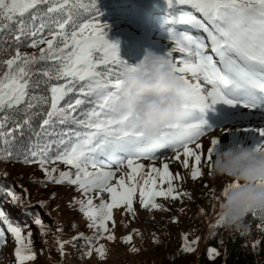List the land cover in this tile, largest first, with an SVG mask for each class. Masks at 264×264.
Returning a JSON list of instances; mask_svg holds the SVG:
<instances>
[{"label": "snow or ice", "instance_id": "1", "mask_svg": "<svg viewBox=\"0 0 264 264\" xmlns=\"http://www.w3.org/2000/svg\"><path fill=\"white\" fill-rule=\"evenodd\" d=\"M167 4L172 12L164 23L170 25L168 39L172 47L161 58L174 66L173 71L179 73L187 85V90L178 94L184 115L180 121L169 125L158 140H147L142 131L131 124V112L122 106L119 96L123 76L137 71L140 65L132 66L121 60L118 45L105 38L108 25L99 22L96 0H0V41L13 31L15 24L17 45L22 37H28L26 47L36 50L27 53L21 52L19 47L0 49L10 57L0 60V69H3L0 71V160L39 165L46 178L40 183L75 186L84 199L73 203L79 205V211L89 221L88 227L95 230L97 238L109 232L107 222L113 220L114 208L126 206V211L135 216L133 200L137 187L139 203L144 209L163 210L162 205L156 203L158 197L191 198L189 193L177 191L173 179L183 177L179 173L174 177L167 162L162 168L155 166L160 155L172 152V159L181 162L184 169H189L192 158L190 175L197 180L202 176V164L210 162L223 146L221 137H232V145L245 144L247 139L255 151L264 149V127L244 126L243 120L235 119L242 115L241 109L264 113V0H167ZM181 28H191L201 35L194 36L179 30ZM177 52L180 56L174 57ZM40 62L53 63L54 74L47 70L43 74L49 81L58 83L49 84L50 96L29 97L32 69ZM69 93L76 94L74 102L65 101ZM33 101L47 105L48 111L44 113L40 132L35 133L36 139L27 148L14 151L15 133L23 134L16 113L24 114L23 123L30 124L31 117L27 113L36 106ZM62 101L65 103L61 104ZM85 104L89 107L84 108ZM217 105L230 111L222 113L223 123L214 127L205 116ZM9 123L12 128H8ZM57 124L75 128L67 127L54 133ZM216 129L222 135L213 137L204 152L201 138ZM53 134L59 138L46 139ZM53 145L55 156L51 155ZM144 160L152 162L146 173ZM57 162L70 166L69 170L48 167ZM125 168L130 172H125ZM117 172L121 173L119 178ZM141 174L142 185L136 181V176ZM157 178L161 184L167 183L166 190L158 188ZM222 191L226 195L227 187ZM105 193L110 202L105 200ZM3 194L14 206L25 210L33 207L12 187ZM52 196L55 197V193ZM94 199L101 202L97 205ZM39 206L47 207L44 201H40ZM258 217L261 221L258 228L264 231V218ZM33 222L42 234L50 231L44 228L38 214ZM0 223L6 225L7 232L14 237L17 264L34 261L32 233L29 231L27 237L23 236L21 226L14 225L2 207ZM215 226H221L219 220ZM77 239H84L87 246H92L91 239L83 233L72 238L73 246ZM107 239L112 241L115 237L108 235ZM183 239L182 251H194L192 245L197 241L189 243L187 235ZM131 240L129 235L124 242ZM5 243V231L0 229V246ZM55 243L63 256V242L56 239ZM96 251L101 257L105 255L103 245ZM87 254L90 256L91 251ZM218 255L215 248L209 250L210 258Z\"/></svg>", "mask_w": 264, "mask_h": 264}, {"label": "rangeland", "instance_id": "2", "mask_svg": "<svg viewBox=\"0 0 264 264\" xmlns=\"http://www.w3.org/2000/svg\"><path fill=\"white\" fill-rule=\"evenodd\" d=\"M143 1L149 9V14L154 6L165 7L168 11L171 10L172 12V9H170L167 4V0ZM167 17L168 16L160 18L158 20L159 22L156 24H143L142 21H138L135 23V28L120 27L114 32L106 34L105 38L110 43L117 44L119 50L121 47L127 46L130 49L129 52L138 51L132 52L138 59L137 63L141 61L146 50L164 56L168 48L172 47L168 39V28L170 25L164 23ZM179 30L188 31L194 36L201 35V33H197L191 28H181ZM173 55L174 57H179L180 53L177 52ZM189 79H191V77H189ZM193 83H195V81H193ZM200 83L202 85L204 84L202 80ZM227 111L230 110L226 109L225 106L217 105L214 111L209 110L206 113L205 118L210 125L215 127L223 123L220 117L222 113ZM240 113L242 115H238L235 119L243 120L244 126L264 127V113L259 111L249 113L247 109H241ZM221 135L222 132L216 129L203 136L200 140L203 145V151H207L213 137ZM232 140V137H221L223 146L231 145ZM250 143V140L245 139V144ZM190 147L194 148V145H190ZM173 155L174 154L170 151L167 152L166 155H160V158L155 161V166L162 168V164L167 162L169 164V170L174 177L179 173L183 179H173V185L178 192L189 193L191 196L190 199L188 196H183L178 200H172L170 197L168 199L158 197L156 198V203L162 205L163 210L144 209L139 203V187H137V192L133 200L135 216L126 211V206L114 208L112 210L113 220L107 222L109 228L108 233H104L103 236L97 238L96 242L83 253L80 252V248L78 247L66 248L64 255L62 256L59 253L56 258H53L51 253L48 255L40 253L41 249L49 253L50 245H54V243L52 240L42 236L39 227L33 226L34 228L32 230L22 233L23 236L27 237L30 231L32 233L31 239H35V246L37 248L35 253L36 259L34 261H28L26 264H147L148 262L150 264H159L156 238L154 236L155 231L159 228L167 229L169 227L170 230L176 231L180 235H186L190 232L191 228L189 223L191 220L198 218L208 225L210 223V218H207L208 213L206 211V206H209L213 217L217 216L221 201L220 193L228 183L225 177H214L210 175L208 167L210 162L202 164V176L197 180H193L190 173L191 165L194 163V160L190 158L189 169H184L181 162L172 159ZM214 157L215 155L212 159H214ZM183 159L184 157L181 156V161ZM143 163L146 166L144 169L146 173L152 162L144 160ZM48 167H57L60 171H68L70 168V166H66L62 163L51 164L48 165ZM72 171L74 172L75 170L72 169ZM124 171L130 172V170L126 168ZM7 174L18 184L23 195L21 199L27 200L33 205V207L29 208H39L43 211L42 213H46L47 211L55 213L51 219L55 221L57 228L62 229V231L58 230L56 239H60L61 234L71 231H78L84 234L88 233V235H90L89 237L96 234L94 229L88 227L89 221L83 214L79 220L73 219L70 216L71 208L68 207L70 202L84 199V196L75 186L67 184L65 186L55 185L38 189L37 184L31 181L42 180L45 177L39 165H13L10 166ZM120 174L121 173L117 172V178H119ZM56 175H58V173H56ZM143 178V174L137 175L136 181L142 185ZM113 183H115V180ZM126 183H128L127 178ZM157 184L158 188L162 187L165 190L168 187L166 182L161 184L159 178H157ZM52 193H55V197L52 196ZM92 195L94 196L95 194ZM104 198L110 202L107 193L104 194ZM40 201L46 203V209H42L39 206ZM100 202L99 199H94L95 204L98 205ZM11 209L13 214H18L19 216L26 214L24 208L20 206H13ZM201 209H203V213H201ZM58 216L63 218L59 223L56 220ZM73 225H75V228H73ZM0 229L5 231L6 240L5 245L0 246V264H17L14 254L16 247L14 237L7 232L6 225L1 223ZM248 232L249 236L247 241H249L253 247L258 246L260 244V238L254 237L253 230L250 229ZM108 235H113L115 239L112 241L108 240ZM129 235H131L132 240L129 243H125V238ZM201 239L203 240V238ZM194 241L197 240L195 239ZM201 243L202 241L200 240V244ZM101 245H103L105 249V255L103 257L96 251V248H99ZM193 246L194 245H192V247ZM32 249L33 251L35 250L34 247H32ZM133 249H136V251H133ZM89 251H91L90 256L87 254ZM63 260L66 261L63 262Z\"/></svg>", "mask_w": 264, "mask_h": 264}, {"label": "trees", "instance_id": "3", "mask_svg": "<svg viewBox=\"0 0 264 264\" xmlns=\"http://www.w3.org/2000/svg\"><path fill=\"white\" fill-rule=\"evenodd\" d=\"M96 6L100 13L99 22L101 24H106L108 27L105 29L106 34L114 32L120 27H129L135 28V23L138 21H142L143 24L158 23L159 19L164 16H169L171 10L168 11L165 7L154 6L151 9V13L149 14V9L145 5L143 0H96ZM27 15V14H26ZM39 21H37V24ZM12 32H9L5 35L3 41H0V49H15L16 47L20 48L21 52L32 53L36 51L32 48L26 47V44L29 42L28 37H22V42L17 45L15 42V29L16 25H12ZM41 47H46V45H42ZM129 48L127 46L121 47L119 50V57L121 60L126 61L129 65L135 66L138 64L137 57L134 56L131 51L129 52ZM14 54V53H13ZM10 58L9 54L6 52L0 51V60ZM47 70L54 74L55 69L52 62H40L33 66V74L31 75L30 87L28 89L29 97H46L50 96V92L48 90L49 84L58 83L56 80L49 81L48 77H46L43 73ZM3 71V69H0ZM59 83H64V81H59ZM77 98L76 94L69 93L68 96L65 97V101H73ZM62 101L61 104L65 103ZM27 102V99H26ZM35 107H33L27 115L31 117L30 124L23 123L25 120V115L22 113H16V118L19 123L22 124V135L20 132L15 133V148L14 151L18 148H27L31 141L36 139L35 133L40 132V125L42 120L45 118L44 113L48 111L47 105H42L36 103ZM25 107L24 104L20 105V108L23 109ZM84 108H88L89 105L85 104ZM33 113H40L39 115H33ZM12 123L8 124V128H12ZM67 127L75 128V126H65L61 124H57L55 126L54 133H58L62 130H66ZM50 131H52L50 129ZM59 137L55 134L46 137L48 140L58 139ZM55 145H53V151L51 155L55 156ZM58 164H61L57 162ZM13 165H21V166H37V164L25 165L21 162H14L12 160H0V207L8 214L9 219L13 222L14 225H19L22 228V233L32 230L37 226L33 221L36 218L37 214L39 218L43 221V226L47 231V234H42L43 237L48 238L53 241L54 245H50V252L48 253L44 249L40 250V253L44 255L52 254L53 258H56L60 253L58 251V245L55 244V240L58 233L57 225L55 221L51 218L55 214L54 212H46L42 213L41 209L37 208H27L25 210V215L13 214L12 207L14 206L10 201V198L6 197L3 193L4 190L12 187L17 194L23 197L22 192L19 189L18 184L14 181L13 178L9 177L7 174L10 166ZM51 165V164H50ZM5 173L7 174L5 177ZM56 175V173L54 174ZM46 178L44 177L42 180L31 181L37 184L38 189H43L47 186H55L53 183H40L44 181ZM66 183L61 185L65 186ZM68 207L71 208L70 216L73 219L79 220L82 216V213L79 211V205L70 202ZM207 218H210L209 224L206 225L202 220L192 219L189 223L190 232L187 235L188 241L192 242L195 239L197 243L193 244L194 251L192 252H183L182 248L184 245L183 237L185 235H180L176 231L170 230L169 227L167 229L159 228L155 231L154 236L157 244L158 250V260L159 264H264V231L259 230L258 226L261 224V221L258 216L254 217L250 214L245 219V224L247 229H252L254 231V236H260V244L256 247H253L250 242H246L247 240V231L246 232H237L234 230H226L222 226H215L216 222L219 220V213L217 216L213 217L212 212L209 206H206ZM57 222L63 220L62 217H56ZM194 220V221H193ZM33 224V225H32ZM1 225V223H0ZM27 225L28 227H24ZM38 227V226H37ZM82 232L71 231L69 233H63L60 235V241L63 242L64 248L63 252L66 248H80V252L83 253L89 246L86 245V241L84 239H77L74 241L73 246V237L79 236ZM243 233V234H242ZM84 234V233H83ZM84 234V237L90 238L92 244H94L97 240L96 234L91 235ZM203 238V240L201 239ZM200 240L202 243L200 244ZM32 247L35 248L34 252L36 253L35 239H32ZM51 242V241H50ZM215 248L219 255L215 257V259L210 258L209 250ZM66 260H63L65 262ZM147 264H150L149 262Z\"/></svg>", "mask_w": 264, "mask_h": 264}, {"label": "clouds", "instance_id": "4", "mask_svg": "<svg viewBox=\"0 0 264 264\" xmlns=\"http://www.w3.org/2000/svg\"><path fill=\"white\" fill-rule=\"evenodd\" d=\"M135 72L123 76L119 92L130 122L147 140H158L171 124L180 121L184 108L179 98L187 90L182 76L160 55L146 50ZM210 175L227 178V194L220 193L219 222L226 230L246 232L245 219L264 218V149L249 144L222 146L208 165ZM228 185H233L228 187Z\"/></svg>", "mask_w": 264, "mask_h": 264}]
</instances>
